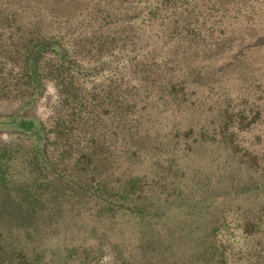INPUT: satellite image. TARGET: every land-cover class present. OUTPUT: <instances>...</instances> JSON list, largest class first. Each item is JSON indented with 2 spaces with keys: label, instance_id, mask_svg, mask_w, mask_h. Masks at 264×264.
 <instances>
[{
  "label": "rangeland",
  "instance_id": "1",
  "mask_svg": "<svg viewBox=\"0 0 264 264\" xmlns=\"http://www.w3.org/2000/svg\"><path fill=\"white\" fill-rule=\"evenodd\" d=\"M13 14L60 48L0 68V117L40 125L51 168L0 127V264H264V0H0V50Z\"/></svg>",
  "mask_w": 264,
  "mask_h": 264
},
{
  "label": "trees",
  "instance_id": "2",
  "mask_svg": "<svg viewBox=\"0 0 264 264\" xmlns=\"http://www.w3.org/2000/svg\"><path fill=\"white\" fill-rule=\"evenodd\" d=\"M120 4H122V2H120ZM184 7H185L184 5H180V10H183ZM128 10H131V5L129 9H127V12ZM187 10L188 9H186L185 11ZM127 12L125 10V16L127 15ZM3 13L5 16L9 14V12H3ZM40 14H43V13H40ZM40 14L33 13L32 17L28 21L34 20L38 22L37 25H40L39 23L42 21V16ZM104 14L106 16L110 15L109 11H105ZM113 15L117 16L118 14H113ZM174 15L176 16L174 20L176 22H179L180 16L184 14L182 13L178 15L177 11H175ZM13 18L15 19L14 20L15 22L20 21L18 22L17 29L21 31L22 37H20L17 40L11 39L10 43L4 42L2 44V50H0V68L3 67L1 66L2 62H10L12 55L9 57V59H8V55L13 54L16 51L15 49L18 48L17 45L18 44L20 45L23 41H25L26 43L22 45L25 46L26 52L23 54L21 53V51L18 52V54H22L20 58V64H21V67L23 68V71H26L27 73L31 72L30 73L31 75L29 78L35 79L36 77H38V73L40 72V68H41V63L44 59L45 54L53 50H57L60 47L57 46L56 43H53L52 39H48L50 37L43 35L39 26L30 25V26L25 27L24 26L25 24L23 23V20H25L24 18H20L16 14H13ZM14 36L15 35H13V37ZM61 50L64 55H68V51L64 47H62ZM62 60L64 63H67L66 56L62 57ZM69 64L72 67L70 62ZM104 95H106L107 96L106 98L108 99H111V98L122 99L127 96L126 92H122L118 86L113 87L112 90H107ZM0 127H4V128L12 127L17 132V135L23 137L22 139L23 142L20 141L21 144L20 145L17 144L15 146L16 147H18V145L22 146L21 147L23 148L22 155L27 156L26 158L27 159V162H26L27 169L31 172L32 175H34L36 183L40 181V177L36 174V172L40 170L45 171L47 169L51 170V168L47 166L48 161L44 157L41 156L43 155L41 152V146H42V142L44 141V136L41 133V130H43L41 126L40 125L38 126V124L34 122L32 119H30L29 117H25V116L22 117L20 114H12V115L0 117ZM34 139H36L35 144H31ZM16 147H14L12 143H5V142L0 141V190L10 181V177L8 175L9 170H10V164L12 161L18 159V156L16 155V153L20 152L19 150H21V149H17L18 151H16L15 150ZM44 148L45 146L43 147V149ZM43 166H46V169H43ZM54 176L55 178H57V181H62V182L67 181V183H69V181L66 180V179H69V177L63 173L61 174L54 173ZM43 179H47V177H43ZM84 186H87L85 190H83ZM74 187L76 188V186ZM76 189H78L79 191H82L85 194L88 191H93V190L98 191V194L100 192L98 188H92L85 184L82 185V189H79L78 187ZM62 191H66V189L65 190L62 189ZM56 194H57V191L52 197H55ZM34 196L42 198V199L45 198V195L41 191L36 193ZM99 198H102L105 201L112 200L110 196L106 197L105 192H102V195L101 197L99 195ZM113 203L119 204L121 209L125 206V203H123L122 201H114L112 202V204Z\"/></svg>",
  "mask_w": 264,
  "mask_h": 264
}]
</instances>
